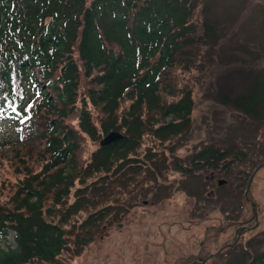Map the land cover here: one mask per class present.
I'll list each match as a JSON object with an SVG mask.
<instances>
[{"label": "trees", "instance_id": "1", "mask_svg": "<svg viewBox=\"0 0 264 264\" xmlns=\"http://www.w3.org/2000/svg\"><path fill=\"white\" fill-rule=\"evenodd\" d=\"M204 1L0 0V124L12 127L0 140V240L14 235L0 264H68L119 229L169 165L190 176L229 158L208 147L190 167L172 162L216 37ZM222 103L264 121V94ZM111 132L123 138L101 147ZM253 220L228 225L250 229L236 243L207 229L215 252L181 264L218 251L220 264H264V233L242 241Z\"/></svg>", "mask_w": 264, "mask_h": 264}, {"label": "rangeland", "instance_id": "2", "mask_svg": "<svg viewBox=\"0 0 264 264\" xmlns=\"http://www.w3.org/2000/svg\"><path fill=\"white\" fill-rule=\"evenodd\" d=\"M204 3L216 37L210 42L204 74L194 82L191 129L172 162L190 167L192 156L208 147L228 152L229 158L215 171L190 176L169 165L119 229L112 228L68 264H181L199 250L215 252V245L205 239L207 229L223 227L226 232L218 243L232 241L236 233L228 225L253 218L244 191L248 176L264 163V121L243 115L222 99L264 94V0ZM8 132L12 127L0 124V140ZM219 181L224 184L218 186ZM248 197L258 207V226L245 234L243 243L264 233V167L254 177ZM13 237L9 233L0 240V248H13ZM222 257L205 264H220Z\"/></svg>", "mask_w": 264, "mask_h": 264}, {"label": "water", "instance_id": "3", "mask_svg": "<svg viewBox=\"0 0 264 264\" xmlns=\"http://www.w3.org/2000/svg\"><path fill=\"white\" fill-rule=\"evenodd\" d=\"M122 138H123V137H122L121 134H119V133H117V132H111V133H109L108 135H106L105 137L102 138V140L100 141V146H101V147L108 146V145H110V144H112V143H115V142H117V141H120ZM263 167H264V163L261 164L259 167H257V168L253 171V173H252V175H251V177L249 178V181H248V183H247L246 190H245V195H247L248 192H249V188H250V185H251V183H252V181H253V178H254L255 174L257 173V171H258L259 169H261V168H263ZM223 184H224V181H219V182H218V186H221V185H223ZM249 202H250L251 209H252V212H253L254 221H255V226H257V225H258V221H257V212H256V209H255V208H256V207H255V203L252 202L251 200H249ZM255 226H254L252 229H254ZM239 237H240V230H237V239H236V241L239 239ZM205 261H206V260H204V261L201 262V263L196 262V263H194V264H204Z\"/></svg>", "mask_w": 264, "mask_h": 264}]
</instances>
